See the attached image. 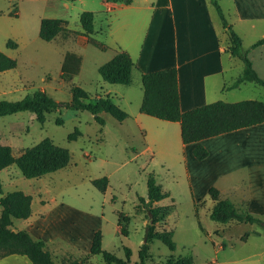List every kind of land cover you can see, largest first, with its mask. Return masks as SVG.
<instances>
[{
  "label": "rangeland",
  "instance_id": "1",
  "mask_svg": "<svg viewBox=\"0 0 264 264\" xmlns=\"http://www.w3.org/2000/svg\"><path fill=\"white\" fill-rule=\"evenodd\" d=\"M64 3L65 0H0V49L18 61L16 67L0 72V100H19L42 89L64 104L72 99L74 85L88 90L91 97H96V91L110 88L113 100L129 116L120 121L103 112L105 124H100L89 110L68 106L47 113L43 124L30 111L1 115L0 143L11 145L15 155L46 137L71 153L66 167L37 178L25 177L15 164L4 168L1 172L3 191L21 189L35 198L48 197L51 193L57 199L51 201V205L64 203L65 207L87 210L89 222L101 230L103 249L126 259L125 247H129L131 264H134L140 260L139 249L146 226L151 222L149 211L140 199L148 197L147 176L153 173L170 193L157 205L172 206L166 219L156 223V229L172 230L176 248L171 250L163 241L154 240L150 244L148 264L164 262L170 254L190 256L193 264H218V258L226 253L244 258L264 252V226L259 223H220L210 217L207 206H202L201 221L207 231L201 227L191 200L185 158L189 151L182 149L180 123L141 112L143 90L138 74L130 85L109 83L102 78L97 66L107 60L110 50H100L87 43L85 35L71 31H62L51 40L41 38L39 31L44 17L63 18L69 28L83 30L80 14L93 6L91 0H71L68 6ZM96 37L105 39V36ZM10 38L18 42L17 47L7 45ZM67 51L82 56L81 70L71 79L61 76ZM250 57L264 77L263 59H259L257 53ZM236 75L229 72L227 76ZM219 96L228 101L242 98L264 101V86L246 82L241 89ZM57 118L63 122L58 124ZM76 128L80 133L70 139L69 135ZM102 176L109 179L105 191L92 183V179ZM37 206L35 203L34 208ZM121 212L129 217L126 235L118 222ZM254 229L260 234L253 233ZM87 252L73 253V259L80 260L89 250ZM256 258L237 264H264V260ZM85 264L116 263H107L99 253L91 254Z\"/></svg>",
  "mask_w": 264,
  "mask_h": 264
},
{
  "label": "crops",
  "instance_id": "2",
  "mask_svg": "<svg viewBox=\"0 0 264 264\" xmlns=\"http://www.w3.org/2000/svg\"><path fill=\"white\" fill-rule=\"evenodd\" d=\"M69 1L65 0L64 5L68 6ZM91 4L93 6L86 9L95 13L93 36L108 48L95 46L103 51L110 50L106 61L119 50L128 51L137 66L133 74H138L140 80L143 72L175 66L182 110L223 99L220 93L235 92L246 83L224 89L226 83L241 73L243 62L227 51L229 35L211 0H132L129 3L91 0ZM220 4L228 22L241 36L249 57L257 53L264 61V44L252 48V44L264 36V0H220ZM96 35L105 36V39ZM86 38L87 43H91ZM229 72L237 75L228 78ZM95 93L96 96L109 94L114 97L110 88ZM201 142L209 150V155L202 160L192 153L196 143L182 145L184 152L187 148L189 151L185 158L190 195L201 225L202 206H207L210 214L215 204L209 194L212 186L219 189L221 198L231 199L264 221V122ZM2 170L0 176L4 186ZM49 194L48 197L33 196L32 214L28 218H13L12 228L27 230L34 238L43 239L57 263L74 258L73 253L90 251L98 228L87 219L88 211L65 207L64 203L51 205L50 202L57 199ZM231 222L235 221L224 224ZM253 233L259 235L260 231L254 229ZM254 257L264 260V252L244 258L226 253L218 258V264H237ZM0 264L33 263L27 255L14 253L0 258Z\"/></svg>",
  "mask_w": 264,
  "mask_h": 264
},
{
  "label": "trees",
  "instance_id": "3",
  "mask_svg": "<svg viewBox=\"0 0 264 264\" xmlns=\"http://www.w3.org/2000/svg\"><path fill=\"white\" fill-rule=\"evenodd\" d=\"M107 1L129 3L132 0ZM211 2L229 35L227 51L243 62L241 73L232 82L226 83L224 89L237 88L244 82H254L264 86V77L255 68L252 59L248 55V50L243 46L241 36L228 22L220 0H211ZM80 22L83 30L77 31L68 28L65 19L44 17L41 19L39 35L45 40H51L62 31H71L87 36L88 41L101 49L108 48L107 44L93 36L95 32L94 11L84 10L80 14ZM17 44V41L11 38L7 41L8 46L16 47ZM261 44H264V36L253 43L252 48ZM17 64L16 58L0 49V72L14 68ZM81 65L82 56L74 51H67L61 65V76L65 79L73 78L74 75L80 72ZM136 67V63L129 52L119 50L111 59L102 63L98 71L102 78L109 83L130 85L133 82V73ZM141 80L143 86L141 112L165 120L178 121L183 143H196L193 153L199 160L205 159L209 155L208 148L201 142L203 139L264 122V101L256 98H245L236 101L219 99L188 110H182L178 69L175 66L143 72ZM71 90L72 99L64 104L42 89L28 93L19 100L2 99L0 100V116L19 111H30L43 124L46 121V114L58 110L61 106H68L76 110H89L100 124H105L103 112L110 113L120 121L129 116V113L115 102L113 96L109 94L91 97L89 92L79 85L72 86ZM56 122L61 124L63 120L57 118ZM78 133H80V130L76 128L69 135L70 139H75ZM70 160V150L56 144L50 137L25 148L19 155L13 153L11 145L0 143V171L15 164L22 174L28 178L41 177L46 173L64 168ZM92 183L101 191H105L108 188L109 179L107 176H102L92 179ZM147 187L148 197H141L140 200L142 206L149 211L151 222L146 226L144 242L139 249L140 260L134 264H148L150 244L156 239L163 241L171 250L176 248L172 239V230L156 229V223L166 219L172 210L171 205H157V202L168 197L170 193L163 189L153 173H149L147 176ZM209 194L215 200L209 214L213 220L221 223L235 221L255 222L263 225L264 221L246 208L237 206L229 198H221L217 187H210ZM32 199V194L25 193L21 189L4 194L3 180L0 176V258L18 253L27 255L33 264H85L91 254L102 253L107 263L131 264V249L129 247H125L126 259L103 249V237L100 229L94 233L88 255H83L80 260L65 258L57 263L43 239L34 238L27 230L12 228L13 218H28L32 214ZM128 221L129 217L121 212L118 222L122 233L125 235L128 233ZM201 227L203 228L202 225ZM246 235L247 233L244 238ZM155 264H193V258L170 254L166 261Z\"/></svg>",
  "mask_w": 264,
  "mask_h": 264
},
{
  "label": "water",
  "instance_id": "4",
  "mask_svg": "<svg viewBox=\"0 0 264 264\" xmlns=\"http://www.w3.org/2000/svg\"><path fill=\"white\" fill-rule=\"evenodd\" d=\"M264 224V223H263Z\"/></svg>",
  "mask_w": 264,
  "mask_h": 264
}]
</instances>
